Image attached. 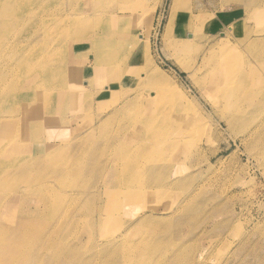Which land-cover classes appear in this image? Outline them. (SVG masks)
Instances as JSON below:
<instances>
[{
    "label": "bare ground",
    "instance_id": "bare-ground-1",
    "mask_svg": "<svg viewBox=\"0 0 264 264\" xmlns=\"http://www.w3.org/2000/svg\"><path fill=\"white\" fill-rule=\"evenodd\" d=\"M58 1L63 0H0V127L5 125L8 131L10 129L15 130L13 134L8 137L6 134H0V162L8 161V164L7 162L4 164L9 168L15 167V170H17L16 174H8L5 176V181H3V183L9 182L10 185H12L11 183H15V186L13 189L3 192L2 196L8 192L13 194L22 193L25 198L28 195H38L41 197L38 198V202H40L41 199L43 200V206L47 207L48 213L50 214L49 218L51 220L53 218L56 219L55 216H57V214L60 215V211L63 215L66 213L68 214L69 209L72 208H69V202L76 201L75 205H77L81 200L82 196L77 197L76 195H78V193H75L78 191V188H84V185L81 186L78 182V179L80 180L81 177L83 179V172L80 168H84L88 165L92 166L93 164L101 165V163L103 166L104 164L107 166V162H102L101 157L105 154H109L113 157L110 163L112 169L122 174L123 185L121 184V188L114 189L111 192L108 190L109 199L106 201L107 203L105 205L103 199L104 202H100L103 206L100 205L101 207H98L99 204H97L96 208H98L97 210L99 211H96L98 213L101 212L102 214L104 209H107V218L105 216V220L101 221L102 224L106 225L121 218V215L133 213L136 206L134 203L136 201L139 202L141 199L143 204L146 198L148 202L150 197L151 199L155 197L154 190L156 189L153 187L155 182H152L153 179L150 178V176L152 175V168H154L155 163L165 157L162 153L163 148L168 146L178 150L179 146H182L185 142V135L192 133V129H188L186 123L192 122L196 125L198 122L189 117V110L191 108L188 107V104L179 109L182 110L181 113L175 109V106L179 102L185 100L184 95L181 93L174 95V93H172L173 87H171V80L169 81L168 78H165L161 66L155 64L146 55L150 50L148 40H150L151 30L149 28L153 21L152 18L155 15L158 1L84 0L83 3H88L86 8L83 4H76L70 9H64L65 7L63 9L60 8L61 5H59ZM177 5L180 8L179 18L177 19L179 25H176V31L173 33L172 22L167 29V37L169 36V38H171L170 48L177 57L176 61L181 62L180 57L187 56L198 50L194 45L197 39L201 38L203 35L207 38V35L204 32V22L201 20L203 14L199 11L196 12L193 11V9L191 10L188 2H184L182 5L179 0ZM68 6H71V3H69ZM91 18L94 20V24H90ZM132 18L134 19L130 20ZM37 21L38 24L36 25ZM127 22L128 24L125 28L124 25ZM146 23H148V27ZM140 26H142V32L138 29ZM95 30L101 31L102 35L107 36L111 41L108 47H106L107 49L96 52L93 48V53L88 55V58H92L83 59L75 66L69 65L68 61L64 62L63 57L65 56L66 50H71V52L75 51L72 49L74 45H80L83 40L88 39V41H90V39H94L92 40V44L93 46L97 45L94 36L95 33H93ZM228 35L229 33L224 34L222 46L218 48L213 46L206 54H200L202 56V64L210 65L209 70L206 72V76L202 77L205 78L202 85L204 90L209 92V100L213 104L217 102L218 105L227 112V115H229L228 113L238 115L242 114L243 111L241 109L242 100L238 96V91L234 88V84L237 80H242L243 83H246L249 81L250 77L249 74H238V69L230 55L228 57L225 55L224 49H228L232 46L231 43L226 40ZM263 41L258 40L256 43L260 44L263 43ZM145 42L144 51L146 54L142 56L141 49ZM208 45L209 43L207 47ZM40 49L42 51L39 53ZM205 50L206 49H204V52ZM190 65L192 64H189V66ZM198 70L200 69L197 68L196 72ZM218 73L222 74L221 82L214 81ZM83 82H86L87 85H82ZM131 82L133 85L131 87H129V85L127 86V84ZM155 82H158L159 85H149ZM170 93L174 96L175 100L169 104V100L171 99H167L166 105L164 99L165 96ZM12 103H15L16 107L21 108V111L27 110V117L29 116L27 122L30 123V133L32 137L42 132V127L46 128L50 126L47 124L48 118L51 119V124H58L57 126L62 127L63 130L66 127L65 122L68 120L64 118L71 119V117L77 116L78 113L86 114L87 119L89 118L87 121L88 130L86 134H82V136L78 135L79 137L76 136L72 139L76 142L77 150L81 145L85 144L84 147L79 153L77 150L75 153H70L69 149L66 148H62L55 152L56 147L61 145V141H68L69 139L63 138L61 141H56V137L49 136L46 144L42 146L43 153L41 155L39 154L40 157H37L39 155H35L32 151H30L31 153L21 151L16 141L17 130L15 126H13L9 116L7 118L2 112ZM95 104L98 105L97 111L94 109ZM34 112L38 113L34 114ZM69 113L74 114L69 116ZM54 116L58 119H55ZM117 119V125L113 129L112 125H114L113 123ZM18 120L19 124L17 127L28 128V123L26 121L20 120V118ZM66 125H68V123ZM200 131L205 130L202 128ZM97 135H99V139ZM95 136L97 138H95ZM27 140L30 142L34 141L32 138H27ZM23 141L24 140H21V142ZM96 143H99V145H95ZM31 144L36 146V144L32 142ZM45 158L46 160L56 161V166H58L59 170L53 175H49L48 171L37 167ZM161 166L162 164H160V167ZM103 168L106 169L105 167ZM67 175H70L68 181L71 185L65 180ZM163 175L162 180L166 174L165 176ZM91 178L93 179V176ZM48 179L59 184L58 189L62 192V194H60L62 200L57 201L59 198L55 194L56 190L54 186L51 185L53 182L50 183ZM21 185L25 187L22 186L23 188H21ZM24 188L27 190L25 189V191H23ZM66 188L71 189L69 192L71 194L66 193ZM131 189L135 191L133 195L138 193L141 197H137V200L125 197L132 195L128 192V190ZM161 191L162 190L158 191V193L160 194ZM88 192L89 191H87V193ZM96 196L95 193H90V199L87 202L88 208L93 211L95 209L96 200H98ZM0 203L4 204L5 202L3 203L1 199ZM36 208L37 211L41 209L40 206ZM80 212L82 211L80 210ZM142 212L138 211L136 215H132L133 219H135H132L134 223L130 224L128 228L125 226L126 230L123 229V231H125L120 234L121 237L126 238L129 234L138 233L140 230L150 231L158 228L157 226L160 225L161 220L157 222L151 219L153 215H147L148 213L144 214ZM86 213L88 212H85V214ZM59 215L57 219L58 225L60 224L63 226L66 223V218L65 216L59 217ZM87 216L88 218L91 217H89V215ZM153 217H155V215ZM97 219L96 221L98 222ZM88 221L86 223H88ZM93 221L95 222V217ZM93 221H91V223H94ZM168 221L170 220L168 219ZM98 223L96 224L98 225ZM3 226L4 220L1 212L0 230L3 229L1 228ZM70 226H73V224ZM98 227L99 226H97L96 229H98ZM38 230L39 229H35V225H26L23 228V232L26 235V237L22 238L23 240L19 237L17 232L3 231V235L0 237L5 238V242L0 245V262L5 264L7 258H9L7 264H14V254L21 246H28L33 247L34 252L27 260L20 264H41V260L38 257V246L44 242L45 235ZM67 231H69V229ZM98 233L99 232H96V234ZM98 235H100V233ZM69 237L72 238V236ZM59 238L61 239V237ZM115 240L116 239L113 238L110 241H113V246H116L114 245ZM126 240L123 239L125 242ZM52 242H48L46 246L49 249H47L44 254L50 252L51 258L58 263L64 262V264H68L70 262L73 263V261V264H75V261L77 263L81 261L86 263V259L84 260L81 254L76 252L79 248L75 250L73 246L68 249L70 241L67 239L65 243L62 244L65 249L56 247L58 244ZM72 242H75V240L73 239ZM125 242L124 246H120L119 250L122 251L124 261H126L124 264H127L128 261H130V263L132 262L131 260L134 255L136 257L138 252L141 253L144 244H136V246L130 247L131 245H125ZM99 243L100 242H98V244ZM73 245L75 244L73 243ZM252 247L253 246H251V248ZM105 248L108 247L106 246ZM181 250L178 249V251ZM80 251L82 250L80 249ZM110 251L111 249L102 252L100 254L101 258L104 260L105 258L107 259ZM178 251L177 253H180ZM184 251L183 249V252ZM66 254L72 257H70L72 261H69L70 259ZM116 254L114 257H116ZM180 254L182 255L183 253ZM180 254H178L180 257L184 255L181 256ZM190 255L191 254H189V256ZM95 257H97V255ZM176 258L174 259L177 262L181 259L184 260V257L179 260ZM110 260L112 261V259ZM114 260L115 259H113V261ZM118 260L119 262H116L120 263L121 259L119 258ZM53 261L51 263H53ZM186 261H188V259H185V263L188 264ZM139 262L137 264H139Z\"/></svg>",
    "mask_w": 264,
    "mask_h": 264
},
{
    "label": "rangeland",
    "instance_id": "rangeland-1",
    "mask_svg": "<svg viewBox=\"0 0 264 264\" xmlns=\"http://www.w3.org/2000/svg\"><path fill=\"white\" fill-rule=\"evenodd\" d=\"M156 1H158V4L149 28L151 30L150 40H148L150 50L146 54L144 51L145 42L141 49V55L145 56L146 54L151 61L161 66L162 71L165 72H163L165 78H168L169 81L171 80L170 83L171 87H173L172 93L174 95L178 93L184 95L185 100L179 102L175 109L181 113L182 110L179 109L188 104V107L191 108L189 117L198 123L196 125L192 122L186 123V127L192 129V133L185 135V142L182 146H179L178 150L168 146L163 148L162 153L165 157L155 163L154 168L156 167V171L152 168V175L150 176L153 179L152 182H155L153 185L154 189H156L154 190L155 197L153 199L150 197L148 202L146 198L143 204L141 199L139 202L136 201L133 213L121 215V218L106 225L102 224L101 221L105 220V216L107 218V209H104L102 214L101 212L98 213L97 204H99L98 207H101L105 201V205L109 199L108 190L111 192L114 189L121 188L123 185L122 174L119 172L118 174L117 171L112 169L110 163L113 157L109 154L101 157V161L107 162V166L105 164L103 166L101 163V165L93 164L95 165H92L93 167L88 165L80 168L83 172V179L81 177L78 182L81 186L84 185V188H78V191L75 192L78 193L77 197L82 196L80 202L77 203L80 206L75 205L76 201L69 202L68 206L72 208L69 209L68 214L63 215L60 211V215L57 214L55 216L56 219L53 218L52 220L49 218L50 214L47 207L43 206V200L41 199L38 202V198H41L38 195H28L25 198L22 193L13 194L8 192L2 196L3 192L13 189L15 186V183H11L12 185L9 182L3 183L5 176L16 174L17 170H15V167L9 168L4 164L5 162L8 164V161L0 162V200L2 199L3 203L5 202L4 204L0 203V213L2 212L4 220L0 236L3 235V231H11L17 232L22 239L26 237L23 228L26 225H35V229H39L38 231L45 235L44 242L38 246V257L41 260V264H64V262L58 263L52 259L50 252L44 254L49 249L46 245H48L49 241L52 242L53 239V242L58 244L56 247L65 249L62 244L67 239L71 242H69L68 249L73 246L75 250L79 248L76 252L81 254L84 260L86 259V263L83 261L77 263L75 261V264H112L113 262V264H124L126 261H124L122 251L119 250L120 246H124L125 241L123 239H128L125 245H131L130 247L136 246V244H144L141 253L138 252L136 257L134 255L132 262L128 261L127 264H137L139 261V264H181V262L186 264L185 259L190 260L189 262L186 261L188 264H264V0H180L182 5L184 2H188L191 10L193 9V11H199L203 14L201 20L204 22V32L207 35V38L203 35L201 36L202 39H197L194 45L198 50L187 56L180 57L181 62L176 61L177 57L170 48L171 38L167 37V29L171 23L173 22V33L176 31V25H179L177 21L180 14V8L177 5L179 0H152V2ZM83 2L84 0L58 1L62 9L64 7V9H70L76 4H83L86 8L88 3L85 4ZM69 3H71V6H68ZM94 23L91 18L90 24ZM37 24L38 21L36 22ZM127 24L128 22L124 25L125 28ZM146 25L148 27V23ZM138 29L142 32V26ZM93 33L98 34H94L97 45L93 46L92 40L94 39H90V41L88 39L83 40L80 45H74L72 49L75 51L66 50L63 57L64 62L68 61L69 65L75 66L83 59H91L92 57L88 58V55L93 53V48L96 52L106 50V47L111 42L109 38L103 36L101 31L95 30ZM226 33H229L226 40L232 46L224 49L225 55L227 57L230 55L238 69V74H249L250 77L246 83H243L242 80H237L234 84V88L238 91V96L242 100L241 109L244 111L238 115L231 113L227 115V112L217 102L213 104L209 100V92L204 90L202 85L205 79L202 77L206 76L210 65L202 64L201 55L206 54L213 46H216V48L222 46L223 36ZM258 40L263 41V43H256ZM204 49H206L205 52ZM41 51L40 49L39 53ZM189 64L192 65L189 66ZM197 68L200 70L196 72ZM221 79L222 74L218 73L214 81L221 82ZM82 85L86 86L87 83L83 82ZM128 85L131 87L133 84L131 82ZM149 85L158 86L159 84L155 82ZM167 99H171L169 104L175 100L171 93L165 96L164 103L166 105ZM96 105L94 109L97 111L98 105ZM45 107L48 108L47 106ZM20 109L16 107L15 103H12L4 109L6 111L3 110L2 112L3 115L7 116V118L9 116L12 120V124L17 130V146L26 153H31L30 151H32L35 155H41L43 153L42 146L46 144L49 136L56 137V141H61L63 138L69 139L68 141H61V145L56 147L55 152L66 148L69 149L70 153H75L77 150L76 142L72 139L86 134L88 130L87 121L89 118L87 119V115L84 113H78L77 116H73L71 119L64 118L65 120L68 119L69 122L68 120L65 122L66 127L63 130L62 127L57 126L58 124H51V119L48 118L47 124L50 126L42 127V132L32 137L30 123L27 122L29 118V116L27 117V110L21 111ZM37 113L34 112V114ZM71 114L74 113H69L68 115L70 116ZM19 118L28 123V128L17 127ZM54 118L58 119L56 116ZM117 122L118 119L113 123V129ZM67 123L68 125H66ZM202 128L205 131H200ZM14 131V129L8 131L5 125L0 127V134H6L7 137L13 134ZM97 137L98 139L100 138L99 135ZM97 137L95 136V138ZM27 138H32L34 141L31 142L36 144V146H33ZM21 140L24 141L21 142ZM99 143L95 145H99ZM84 145L78 148V153ZM40 155L37 157H40ZM160 164H162L161 167ZM56 165V161L46 160L45 158L37 167L43 168L49 172V175H53L59 170ZM89 175L93 176V179ZM162 175L165 176L163 180ZM69 178L70 175H67L65 180L71 185L68 181ZM51 182H53L51 185L54 186L55 194L59 198L57 201L62 200L60 196L62 192L58 189L59 184L53 180H50ZM22 186L25 187L24 185L20 187L23 188ZM70 190V188L65 189L67 194H71L69 193ZM160 190L162 191L159 194L158 191ZM87 191L97 195L98 200H96L94 211L87 206V202L90 199V193H87ZM128 192L132 195L125 197L132 200H137V197H141L138 193L133 195L135 191L132 189L128 190ZM100 193L103 194L101 195ZM101 201L102 203H100ZM38 206L41 209L37 211L36 207ZM83 210L88 213L85 214ZM138 211H143L142 213L144 214L148 213L147 215H155L151 219L157 222L161 220L160 225L156 228L158 230H140L138 233L127 234L126 238L121 237L120 234L130 224L134 223L133 220L135 219H133L132 215H136ZM58 215L66 218V223L63 226L58 225ZM87 215L93 219L95 217V222H99L98 225L93 219L88 218ZM90 220L94 223H91ZM87 221L89 224L86 223ZM72 224L73 226H70ZM97 226H99L98 229H96ZM68 229L69 231H67ZM123 229L125 230L123 231ZM96 232H99L100 235H98L99 233L96 234ZM57 236L61 237V239ZM69 236H72L75 242H72L73 239ZM111 238L116 239L114 241L116 246L112 245L113 241L110 242ZM4 242L5 238L0 237V245ZM98 242L100 243L98 244ZM106 246L108 248H105ZM251 246L253 247L251 248ZM109 249L111 251L107 259H102L100 254L107 250L109 251ZM178 249L181 251H178ZM183 249L185 250L184 252ZM177 251L184 255L182 254V256ZM33 252V247L21 246L14 254V264H20L27 260ZM115 254L116 257H114ZM189 254L191 255L189 256ZM96 255L97 257H95ZM68 257L69 261H72V257L70 255ZM183 257L184 260L181 259ZM119 258L121 261L117 263L116 261L119 262ZM174 258L181 260L177 262ZM113 259L115 260L113 261ZM7 260L5 264H7ZM52 261L53 263H51ZM0 264L4 263L0 262Z\"/></svg>",
    "mask_w": 264,
    "mask_h": 264
},
{
    "label": "crops",
    "instance_id": "crops-1",
    "mask_svg": "<svg viewBox=\"0 0 264 264\" xmlns=\"http://www.w3.org/2000/svg\"><path fill=\"white\" fill-rule=\"evenodd\" d=\"M215 27H216V24H215ZM214 25H213V28L215 29Z\"/></svg>",
    "mask_w": 264,
    "mask_h": 264
}]
</instances>
